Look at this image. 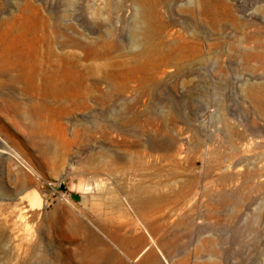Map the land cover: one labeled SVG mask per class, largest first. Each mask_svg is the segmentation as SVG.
I'll list each match as a JSON object with an SVG mask.
<instances>
[{"label":"rangeland","instance_id":"obj_1","mask_svg":"<svg viewBox=\"0 0 264 264\" xmlns=\"http://www.w3.org/2000/svg\"><path fill=\"white\" fill-rule=\"evenodd\" d=\"M25 2L87 93L0 110V264H264V0Z\"/></svg>","mask_w":264,"mask_h":264},{"label":"bare ground","instance_id":"obj_2","mask_svg":"<svg viewBox=\"0 0 264 264\" xmlns=\"http://www.w3.org/2000/svg\"><path fill=\"white\" fill-rule=\"evenodd\" d=\"M45 29L44 18L38 7L31 2L22 3L15 16L0 19V92L7 97V100L0 103V110L8 114L17 115L19 112L15 101L18 92L38 100V103L33 105L35 110H39L48 101L57 100H64L72 107L78 97L83 98L87 93L86 86L80 87L76 74V59L79 54L73 53L71 59L66 62L71 68L62 71L58 64L59 54L53 50L52 38ZM65 41L86 49L89 56L98 54L97 47L91 43L69 36L65 37ZM100 46L109 49L114 44L112 40L105 38ZM63 82L66 86L64 84L62 86ZM0 152L7 151L0 148ZM88 189L86 186L85 190ZM151 193L152 190L145 187L138 189L139 196L134 201V208L137 211L145 206L155 208V200ZM25 199L29 212L37 213L38 198L26 195ZM84 260L89 264H95L93 256Z\"/></svg>","mask_w":264,"mask_h":264}]
</instances>
